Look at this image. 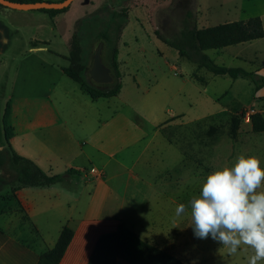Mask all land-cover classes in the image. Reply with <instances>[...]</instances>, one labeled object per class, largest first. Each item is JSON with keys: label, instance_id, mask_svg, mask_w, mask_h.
Wrapping results in <instances>:
<instances>
[{"label": "rangeland", "instance_id": "1", "mask_svg": "<svg viewBox=\"0 0 264 264\" xmlns=\"http://www.w3.org/2000/svg\"><path fill=\"white\" fill-rule=\"evenodd\" d=\"M241 4L242 0H76L72 11L57 26L36 18L47 17L41 10L10 15L0 12V193L8 188L14 193L20 185L5 132L11 126L16 105L10 96L20 60L34 57L29 48L42 44L49 52L36 56L67 67L76 33L90 82L99 44L104 43L102 57L109 68L112 48L119 47L123 88L112 107L126 113L145 135L125 161L131 164L149 143L137 172L164 179L155 188L169 193L163 205L169 208L165 218L169 216L170 238L163 249L188 264H248L253 255L250 247L242 245L236 255H230L210 236L196 238L189 226L190 215L177 217L175 209L181 203L188 205L193 196L199 195L207 175L232 166L239 154L256 155L264 168V133H255L251 123L254 114L264 117V96L257 94L249 79L233 80L199 68L157 35L159 32L174 38L186 22L198 28L226 23L238 15ZM19 13L27 14L12 16L22 15ZM256 50L262 53L258 55ZM206 53L219 65L242 67L264 76L262 42ZM232 54H240L241 58ZM24 63L26 68L33 66ZM101 85L105 89L109 84ZM21 112L27 115L26 109ZM232 129H236L235 135ZM259 264H264V259Z\"/></svg>", "mask_w": 264, "mask_h": 264}, {"label": "crops", "instance_id": "2", "mask_svg": "<svg viewBox=\"0 0 264 264\" xmlns=\"http://www.w3.org/2000/svg\"><path fill=\"white\" fill-rule=\"evenodd\" d=\"M75 2L55 16H35L57 26ZM10 10L4 7L0 12H22ZM238 12L226 23L260 17L264 27V0H242ZM19 14L12 16L27 13ZM257 42L264 43V38L239 45ZM29 52L34 57L20 60L10 96L11 102L16 101L10 144L49 176L71 169L80 175L49 187L28 185L14 193L10 188L0 193V264H37L55 246L65 226L74 231V237L60 264H88L100 237L115 231L121 221L144 241L165 248L170 223L163 199L169 193L155 190L162 177L156 180L137 172L149 143L131 164L125 161L145 135L126 113L112 107L121 92L93 100L64 73L63 65L35 55L49 52L48 46H32ZM232 56L241 58L240 54ZM25 61L34 67L26 68ZM257 94L264 96V89ZM117 264L129 263L119 259Z\"/></svg>", "mask_w": 264, "mask_h": 264}, {"label": "trees", "instance_id": "3", "mask_svg": "<svg viewBox=\"0 0 264 264\" xmlns=\"http://www.w3.org/2000/svg\"><path fill=\"white\" fill-rule=\"evenodd\" d=\"M16 2H37L38 0H12ZM2 6V5H1ZM63 10H41L51 16L66 12ZM123 27L119 30L118 40L122 36ZM158 37L176 49L181 57L197 64L199 68L219 76H229L233 80L239 78L249 79L254 84L255 91L264 87V76L258 72L248 71L242 67H227L217 64L206 52L208 50H219L242 43L251 42L264 38V27L260 17H253L246 21L223 23L212 27L198 28L185 23L184 29L174 38H166L157 32ZM107 36L104 35V39ZM69 66L63 68L64 73L75 82L79 83L82 90L89 94L93 100L100 98H111L120 94L122 85V73L119 63V47L115 45L111 51V69L113 82L106 85L107 88H100L98 84L86 76L87 68L83 62V50L80 45V38L75 33L71 40V50L67 57ZM252 129L255 133H264V117L261 114H254L251 117ZM6 138L11 152L13 166L17 170V181L20 183L13 192L22 186H44L64 182L68 176L80 175L76 170H69L62 175L49 176L33 161L18 155L10 144L13 136V129L7 127ZM236 134V129H232ZM74 231L65 226L61 231L55 246L41 255L37 264H60L71 241ZM123 259L129 264H186L180 258L173 255L166 249L144 241L125 222L121 221L118 228L109 233L103 234L95 247L88 264H117Z\"/></svg>", "mask_w": 264, "mask_h": 264}, {"label": "clouds", "instance_id": "4", "mask_svg": "<svg viewBox=\"0 0 264 264\" xmlns=\"http://www.w3.org/2000/svg\"><path fill=\"white\" fill-rule=\"evenodd\" d=\"M264 168L256 155L239 154L232 166L210 172L199 195L178 204L177 217L188 213L194 236H209L230 255L252 249L248 264L264 259Z\"/></svg>", "mask_w": 264, "mask_h": 264}, {"label": "water", "instance_id": "5", "mask_svg": "<svg viewBox=\"0 0 264 264\" xmlns=\"http://www.w3.org/2000/svg\"><path fill=\"white\" fill-rule=\"evenodd\" d=\"M74 0H63L60 2H16L12 0H0V5L20 11H33V10H63L68 8ZM103 47L104 43H100L94 56L93 67L90 71L91 79L98 84H110L113 82L112 69L107 67L103 62Z\"/></svg>", "mask_w": 264, "mask_h": 264}, {"label": "flooded vegetation", "instance_id": "6", "mask_svg": "<svg viewBox=\"0 0 264 264\" xmlns=\"http://www.w3.org/2000/svg\"><path fill=\"white\" fill-rule=\"evenodd\" d=\"M91 77V76H90Z\"/></svg>", "mask_w": 264, "mask_h": 264}]
</instances>
